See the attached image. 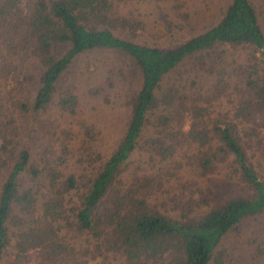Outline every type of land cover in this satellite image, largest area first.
Returning a JSON list of instances; mask_svg holds the SVG:
<instances>
[{
  "label": "trees",
  "instance_id": "1",
  "mask_svg": "<svg viewBox=\"0 0 264 264\" xmlns=\"http://www.w3.org/2000/svg\"><path fill=\"white\" fill-rule=\"evenodd\" d=\"M119 1L127 0H35L26 15L41 65L33 100L36 111L52 103L57 82L73 59L93 48L124 51L140 69L141 79L128 99L130 117L124 132L91 170L69 167L70 143L77 136L71 121L54 130L36 155L30 145H17L14 117L0 109V260L8 249L19 257L34 248L49 264H96V255L115 252L123 255L125 264L162 263L164 255H173L169 264H224L225 254L215 251L222 236L242 219L264 215V175L255 168L239 134L240 121L264 116V27L254 1L229 0L216 21L168 46L125 34L134 21L118 13ZM16 3L0 1V17L8 16ZM0 39L12 41L6 33ZM57 46L63 47L60 52L55 51ZM215 51L224 57L227 69L212 85L211 96L203 104L192 103L174 127L169 112L179 103L180 89L167 82L161 90L162 83L186 56ZM216 91L224 92L227 105ZM58 93L55 101L71 117L76 94L68 89ZM149 123L162 134L157 142L160 152L175 149L176 140L170 138L189 143L195 148L191 158L196 165L209 170L227 163L247 188L245 194L212 202L196 215L163 212L153 197L156 178L144 179L138 172L125 175L129 156ZM80 126L86 134L92 132L83 122ZM257 137L264 141V135ZM166 140L172 143L165 144ZM66 226L84 234L88 244L75 247L64 242L59 231L66 232Z\"/></svg>",
  "mask_w": 264,
  "mask_h": 264
},
{
  "label": "rangeland",
  "instance_id": "2",
  "mask_svg": "<svg viewBox=\"0 0 264 264\" xmlns=\"http://www.w3.org/2000/svg\"><path fill=\"white\" fill-rule=\"evenodd\" d=\"M34 1L17 0L12 12L0 17V35L9 34L12 40L0 39V109L14 117L17 145H30L36 155L54 130L65 128L71 121L69 124H73L77 136L70 143L69 167L77 172L91 170L114 148L125 130L130 117L128 99L130 93L139 87L140 69L121 50L102 47L84 51L66 67L57 82V95L62 89L76 94V112L67 118L66 111H62L55 101L57 95L48 107L36 111L33 100L40 86L41 65L33 52L36 40L26 23V15ZM228 1L127 0L117 2L116 9L134 21L132 30H124L125 34L142 42L168 46L177 44L189 32L208 27L220 17ZM253 1L264 27V0ZM62 48L57 46L55 51L60 52ZM196 56L188 55L182 59L161 85V90L167 82L180 89L179 103L169 112L174 127L185 116V109H192V103L203 104L206 97L211 96L212 85L227 69L224 57H218L217 51ZM215 93L222 103H226L224 92ZM213 102L217 103V100ZM210 110L213 114L216 112L214 108ZM80 122L91 127L92 132L86 134L85 128L79 127ZM243 131L246 132L244 136ZM239 134L255 168L264 175V141L257 137L261 139L264 135V116L240 121ZM160 137L162 134L159 136L153 123L144 126L135 150L129 156L125 175L132 177L138 172L144 175V179L148 175L156 178L153 197L163 212L176 217L181 213L196 215L210 207L212 202L237 193L245 194L247 188L232 175L227 163H216L204 170L193 162L191 155L195 148L189 143L169 137L176 140L175 149L165 154L158 150ZM166 143L172 142L166 140ZM160 166L163 168L158 171L156 168ZM262 220L263 214L250 215L222 236L215 251L225 254L224 264H261L264 261V224L259 225ZM66 227V232L59 231L64 242L75 247L88 244L84 234ZM41 259L34 248L19 257L8 249L0 264H49ZM161 259L162 263L148 260L145 264H169L173 255H164ZM93 260L96 264H125L123 255L117 252L96 255Z\"/></svg>",
  "mask_w": 264,
  "mask_h": 264
}]
</instances>
